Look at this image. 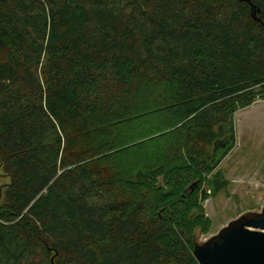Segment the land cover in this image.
Segmentation results:
<instances>
[{
    "label": "trees",
    "instance_id": "trees-1",
    "mask_svg": "<svg viewBox=\"0 0 264 264\" xmlns=\"http://www.w3.org/2000/svg\"><path fill=\"white\" fill-rule=\"evenodd\" d=\"M250 1L261 22L246 0H0V264H199L208 177L264 99Z\"/></svg>",
    "mask_w": 264,
    "mask_h": 264
},
{
    "label": "rangeland",
    "instance_id": "rangeland-1",
    "mask_svg": "<svg viewBox=\"0 0 264 264\" xmlns=\"http://www.w3.org/2000/svg\"><path fill=\"white\" fill-rule=\"evenodd\" d=\"M233 117L231 149L208 177L215 185L219 182L220 188L215 194L214 186L205 187L210 197L203 203V211L211 227L209 233L196 229L194 246L203 244L241 214L259 212L264 206V99H256ZM6 174L0 168V190L10 183Z\"/></svg>",
    "mask_w": 264,
    "mask_h": 264
},
{
    "label": "water",
    "instance_id": "water-1",
    "mask_svg": "<svg viewBox=\"0 0 264 264\" xmlns=\"http://www.w3.org/2000/svg\"><path fill=\"white\" fill-rule=\"evenodd\" d=\"M251 11L254 19L261 22L260 9L253 3ZM231 142L232 137L222 148L226 151ZM199 182L194 181L186 193H193ZM204 193L205 190L202 196ZM194 250L199 264H264V206L259 212L241 214L203 244H195Z\"/></svg>",
    "mask_w": 264,
    "mask_h": 264
}]
</instances>
